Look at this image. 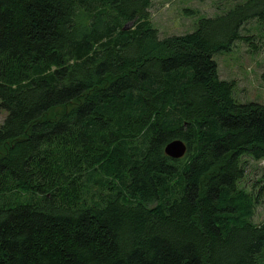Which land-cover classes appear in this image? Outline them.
Wrapping results in <instances>:
<instances>
[{
    "label": "trees",
    "instance_id": "trees-1",
    "mask_svg": "<svg viewBox=\"0 0 264 264\" xmlns=\"http://www.w3.org/2000/svg\"><path fill=\"white\" fill-rule=\"evenodd\" d=\"M150 5L0 0V264H264V103L214 59L264 0L163 38Z\"/></svg>",
    "mask_w": 264,
    "mask_h": 264
},
{
    "label": "rangeland",
    "instance_id": "rangeland-1",
    "mask_svg": "<svg viewBox=\"0 0 264 264\" xmlns=\"http://www.w3.org/2000/svg\"><path fill=\"white\" fill-rule=\"evenodd\" d=\"M244 1L151 0L149 21L159 38L185 34L195 30L200 18L223 14ZM124 24V28H129L133 23ZM241 33L251 35V40L239 38L231 49L214 54L218 75L221 79L234 81L233 94L237 101L264 103V83L261 79L264 71V22L252 19L244 25ZM5 115L6 112L0 108V123ZM245 166V174L238 185L246 192H257L258 184L264 180V159L247 158ZM251 220L264 222V194L260 202L253 206Z\"/></svg>",
    "mask_w": 264,
    "mask_h": 264
},
{
    "label": "water",
    "instance_id": "water-1",
    "mask_svg": "<svg viewBox=\"0 0 264 264\" xmlns=\"http://www.w3.org/2000/svg\"><path fill=\"white\" fill-rule=\"evenodd\" d=\"M187 146L181 139H174L164 147V152L172 158H180L186 152Z\"/></svg>",
    "mask_w": 264,
    "mask_h": 264
}]
</instances>
